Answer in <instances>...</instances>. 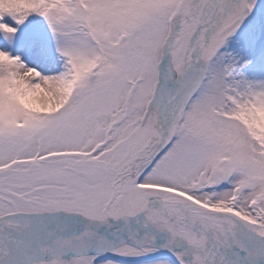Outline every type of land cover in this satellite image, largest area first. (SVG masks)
Returning <instances> with one entry per match:
<instances>
[{
  "label": "snow or ice",
  "instance_id": "snow-or-ice-1",
  "mask_svg": "<svg viewBox=\"0 0 264 264\" xmlns=\"http://www.w3.org/2000/svg\"><path fill=\"white\" fill-rule=\"evenodd\" d=\"M0 264H264V3L0 0Z\"/></svg>",
  "mask_w": 264,
  "mask_h": 264
},
{
  "label": "rangeland",
  "instance_id": "rangeland-1",
  "mask_svg": "<svg viewBox=\"0 0 264 264\" xmlns=\"http://www.w3.org/2000/svg\"><path fill=\"white\" fill-rule=\"evenodd\" d=\"M258 4L264 3V0H257ZM248 21H245V24L241 26V29L238 30L237 34L232 38V41L230 42V47H236V41H239L241 45L245 43V38L243 35L244 29L247 26ZM246 50V49H245Z\"/></svg>",
  "mask_w": 264,
  "mask_h": 264
}]
</instances>
